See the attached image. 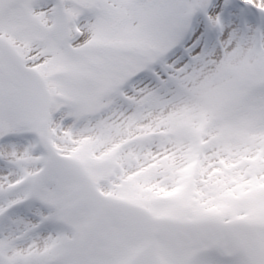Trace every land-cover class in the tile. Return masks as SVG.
<instances>
[{
  "label": "snow or ice",
  "instance_id": "6c2138e0",
  "mask_svg": "<svg viewBox=\"0 0 264 264\" xmlns=\"http://www.w3.org/2000/svg\"><path fill=\"white\" fill-rule=\"evenodd\" d=\"M0 264H264V0H0Z\"/></svg>",
  "mask_w": 264,
  "mask_h": 264
}]
</instances>
